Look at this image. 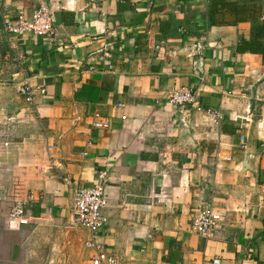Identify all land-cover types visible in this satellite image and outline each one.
Segmentation results:
<instances>
[{"label": "crops", "instance_id": "1", "mask_svg": "<svg viewBox=\"0 0 264 264\" xmlns=\"http://www.w3.org/2000/svg\"><path fill=\"white\" fill-rule=\"evenodd\" d=\"M208 1L0 0L2 22L46 5L54 26L3 36L0 264H92L71 197L101 169L100 240L125 264H264V64L235 51L264 20V0H227L260 3L261 18L222 26H208ZM26 84L33 103L17 91ZM180 87L222 122L167 104ZM95 114L108 129L92 127ZM29 193L42 199L28 223L7 230L15 196ZM205 209L221 220L202 237L192 222Z\"/></svg>", "mask_w": 264, "mask_h": 264}, {"label": "built area", "instance_id": "2", "mask_svg": "<svg viewBox=\"0 0 264 264\" xmlns=\"http://www.w3.org/2000/svg\"><path fill=\"white\" fill-rule=\"evenodd\" d=\"M2 31L7 36L16 37L52 35L54 26L51 9L46 5H41L32 12L30 18H27L23 12H19L14 20L3 21ZM17 91L25 95L29 103H33L34 90L29 85L19 86L17 87ZM39 92L43 93L44 90L40 89ZM165 101L167 104L176 107L192 105L196 112L204 114L215 125H219L223 120V115L220 111L201 106L189 88L180 87L168 90ZM99 117L98 114H95L92 127L94 129H108V122L100 121ZM240 147L243 148V144ZM52 150L53 146L47 144L50 162L49 169L58 171L61 168V163L50 155ZM216 159L230 161L231 157L223 155L218 150ZM107 177V170L101 169L97 171L95 182L91 187L79 186L73 188L71 219L73 226L84 229L88 233V238L84 246L94 254L91 259L92 264H125L123 254H108L103 242L100 240L101 230L106 224L103 210L107 205L105 198V183ZM41 199L42 197L40 195L34 197L31 193L23 197L15 196L5 220L6 229L19 230L22 225L27 224L28 219L25 216V209L29 204L36 203ZM220 220L221 217L212 209H205L194 218L192 228L199 236L206 237L215 229ZM218 263L219 261L217 259L212 261V264Z\"/></svg>", "mask_w": 264, "mask_h": 264}, {"label": "trees", "instance_id": "3", "mask_svg": "<svg viewBox=\"0 0 264 264\" xmlns=\"http://www.w3.org/2000/svg\"><path fill=\"white\" fill-rule=\"evenodd\" d=\"M206 17L208 26L236 25L241 22L257 21L261 18V4H237L227 0H209ZM2 27L3 22L0 17L1 34L3 32ZM1 43V52L7 53L6 42L3 40ZM235 51L239 54L251 53L260 55L264 64V20L253 27L249 40L239 39Z\"/></svg>", "mask_w": 264, "mask_h": 264}, {"label": "rangeland", "instance_id": "4", "mask_svg": "<svg viewBox=\"0 0 264 264\" xmlns=\"http://www.w3.org/2000/svg\"><path fill=\"white\" fill-rule=\"evenodd\" d=\"M4 36V38H5V40H6V38H7V35H5L3 32H2V34H1V31H0V42L2 41V37ZM2 43H0V45H1Z\"/></svg>", "mask_w": 264, "mask_h": 264}]
</instances>
